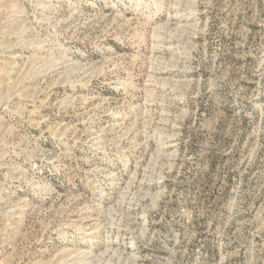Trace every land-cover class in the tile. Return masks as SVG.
<instances>
[{
    "label": "rangeland",
    "instance_id": "rangeland-1",
    "mask_svg": "<svg viewBox=\"0 0 264 264\" xmlns=\"http://www.w3.org/2000/svg\"><path fill=\"white\" fill-rule=\"evenodd\" d=\"M0 264H264V0H0Z\"/></svg>",
    "mask_w": 264,
    "mask_h": 264
}]
</instances>
